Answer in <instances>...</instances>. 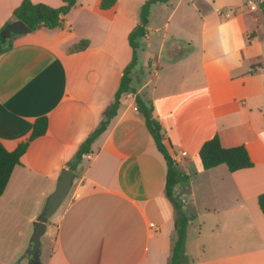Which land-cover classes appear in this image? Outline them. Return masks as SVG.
I'll return each instance as SVG.
<instances>
[{
    "label": "crops",
    "instance_id": "obj_1",
    "mask_svg": "<svg viewBox=\"0 0 264 264\" xmlns=\"http://www.w3.org/2000/svg\"><path fill=\"white\" fill-rule=\"evenodd\" d=\"M145 1L101 9L100 0H78L76 20L14 35L0 54L4 145L13 150L38 117H48L46 133L21 156L0 196V264L29 260L34 229L27 223L38 219L63 168L114 102ZM20 2L0 0V30ZM83 38L89 46L70 52ZM139 42L135 91L122 94L74 170L63 213L48 222L55 235L47 264H169L177 210L166 193V159L136 104L140 92L153 101L170 154L189 175L174 188L191 222L199 221L193 253L186 242L187 264H264V15L256 0L158 2ZM216 133L225 147L246 145L254 165L204 169L199 151ZM43 254L42 242L41 264Z\"/></svg>",
    "mask_w": 264,
    "mask_h": 264
},
{
    "label": "trees",
    "instance_id": "obj_2",
    "mask_svg": "<svg viewBox=\"0 0 264 264\" xmlns=\"http://www.w3.org/2000/svg\"><path fill=\"white\" fill-rule=\"evenodd\" d=\"M77 1L78 0H63L62 5L52 6L45 2L21 0L20 4L13 10V16L15 20H21L28 24L32 31L41 28H64L66 17ZM117 1L118 0H100V8L109 9L113 7ZM168 1L169 0H146L142 4L140 23H138L129 34V42L133 49L132 60L124 69L119 88L115 95V100L106 109L105 117L102 119L100 125L86 139L76 152L75 156L70 160V169L77 170L84 154L89 153L94 139L106 129L112 117L116 115L122 94L135 91V88L132 87L131 83L132 71L139 64L140 60L139 39L147 34L149 16L152 7L158 2ZM256 2L264 15V0H256ZM89 44L90 41L87 38H83L70 46L69 51L76 52L83 50L87 48ZM11 46V39H9L6 46H0V54L8 50ZM258 65L261 66V64ZM255 67L256 65L252 66V71ZM136 104L145 119L146 125L152 134L158 149L163 153L168 166L166 193L177 210L175 221L176 235L169 264H187L190 260L186 254L187 229L191 220L194 218V215H187L183 208V203L174 197V188L178 183L187 181L189 175L178 169L175 160L170 154L169 147L162 131V124L155 113L153 101L145 94V92H140L136 95ZM47 129L48 117L40 116L36 119L31 134L25 140L20 141L13 150H9L0 139V196L4 193L14 168L21 164V156L28 150L29 146L35 139L46 133ZM199 156L204 169H210L220 164H226L230 171H236L254 165L246 145L240 144L225 147L222 145L218 133L203 142L199 151ZM258 202L261 210L264 212V192L258 196Z\"/></svg>",
    "mask_w": 264,
    "mask_h": 264
},
{
    "label": "water",
    "instance_id": "obj_3",
    "mask_svg": "<svg viewBox=\"0 0 264 264\" xmlns=\"http://www.w3.org/2000/svg\"><path fill=\"white\" fill-rule=\"evenodd\" d=\"M31 31L32 29L25 22L13 20L6 24L0 31V46H6L9 39L14 35L26 34ZM77 178L78 174L74 170L63 168L55 189L48 196L45 208L34 222V230L31 237L32 245L28 250L30 255L29 264H41V238L47 230L49 220L67 198Z\"/></svg>",
    "mask_w": 264,
    "mask_h": 264
},
{
    "label": "rangeland",
    "instance_id": "obj_4",
    "mask_svg": "<svg viewBox=\"0 0 264 264\" xmlns=\"http://www.w3.org/2000/svg\"><path fill=\"white\" fill-rule=\"evenodd\" d=\"M97 1H99V0H95V2H97ZM140 11H141V7L138 9V15L139 16H140ZM68 17L71 18V19L76 20L77 19L76 11H70V13L67 16V19H68ZM174 20L175 19L171 20V24L174 23ZM249 50H251V49H249ZM263 53H264V51H263ZM260 64L262 65V63H260ZM139 80L142 81V77L141 76H139ZM71 192L72 191H70L69 195L64 200L62 205L58 208V210L51 217V219H50L51 223L55 222V220H58L60 218L61 214L63 213V208H64L65 204L68 202V200H69V198L71 196ZM27 224H28L29 227H33V229H34V223L33 222L32 223L29 222ZM206 229H207V226L206 227L204 226V231H206ZM199 231H200L199 221H198V219H195L189 224L188 229H187V241L189 240V251L192 252V253L194 252V244L196 242V237H197ZM54 235H55V229L53 228V226H51L49 228V230H47L43 234V236L41 238V244L43 242V250H44L43 264H47V259H48L47 248H48L49 244H51V240L50 239L53 238ZM204 237H205V234L202 235V238H204ZM250 238H251L252 241L256 240V234H255L254 231L252 232ZM40 252H41V247H40ZM40 260H41V258H40ZM22 264H29V260L28 261L24 260Z\"/></svg>",
    "mask_w": 264,
    "mask_h": 264
},
{
    "label": "built area",
    "instance_id": "obj_5",
    "mask_svg": "<svg viewBox=\"0 0 264 264\" xmlns=\"http://www.w3.org/2000/svg\"><path fill=\"white\" fill-rule=\"evenodd\" d=\"M152 225H154V224H152Z\"/></svg>",
    "mask_w": 264,
    "mask_h": 264
}]
</instances>
